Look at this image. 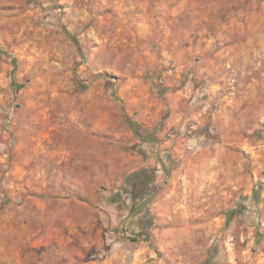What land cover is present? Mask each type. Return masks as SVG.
Listing matches in <instances>:
<instances>
[{
	"label": "rangeland",
	"instance_id": "rangeland-1",
	"mask_svg": "<svg viewBox=\"0 0 264 264\" xmlns=\"http://www.w3.org/2000/svg\"><path fill=\"white\" fill-rule=\"evenodd\" d=\"M0 52V264H264V0H0Z\"/></svg>",
	"mask_w": 264,
	"mask_h": 264
},
{
	"label": "trees",
	"instance_id": "trees-1",
	"mask_svg": "<svg viewBox=\"0 0 264 264\" xmlns=\"http://www.w3.org/2000/svg\"><path fill=\"white\" fill-rule=\"evenodd\" d=\"M66 33L69 34V32L67 30H66ZM13 65H15V60L14 59H13ZM12 82H14L13 76H12ZM18 87H19V85H16V88H18ZM122 115H123L124 121L126 122L127 126L133 131V133L135 135H137L138 137H141V138L145 139L144 136L142 134H139V132H138L139 129L141 128L139 122L133 120L129 116V114H127V112L124 109H122Z\"/></svg>",
	"mask_w": 264,
	"mask_h": 264
}]
</instances>
